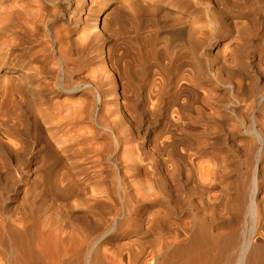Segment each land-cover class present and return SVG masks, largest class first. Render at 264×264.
<instances>
[{"label":"bare ground","instance_id":"obj_1","mask_svg":"<svg viewBox=\"0 0 264 264\" xmlns=\"http://www.w3.org/2000/svg\"><path fill=\"white\" fill-rule=\"evenodd\" d=\"M85 2L0 0V264H264V0Z\"/></svg>","mask_w":264,"mask_h":264},{"label":"rangeland","instance_id":"obj_2","mask_svg":"<svg viewBox=\"0 0 264 264\" xmlns=\"http://www.w3.org/2000/svg\"><path fill=\"white\" fill-rule=\"evenodd\" d=\"M99 1L100 0H86L85 6L83 8V11H81L78 15L86 16V15H88V13L91 10H97L99 8L98 7V2ZM149 1H151V0H149ZM152 3H154V2H152ZM122 5H123V0H109L108 8H107V16H106V20L105 21H106V23L111 24V25L113 23V25H114L113 28L114 29H119V27H120V26L118 27V24H120V22L122 21V17H123V7H122ZM138 10H139V8L137 6H133V7L130 8V11H132V13H134V14H138L139 13ZM132 13L129 15V17H131L132 19H133V17L136 18V16L133 15ZM68 15H71V13H69ZM139 17H140V15H139ZM62 24H63L62 22L58 21L57 26H61ZM66 25L70 26V27H73L72 23L68 24L66 22ZM118 33H120V32L118 31ZM224 41H227V40L224 39ZM1 74H3L2 69H0V75ZM83 74H84V72H81V75H83ZM223 88H224V86H219V88L217 90H214V94L216 96V100H218L220 102L226 101V99L229 97L228 95H226L224 93V89ZM223 135H224V133L221 132L220 130H213L211 133L210 132L209 133L206 132L203 136H205L204 139L207 140L209 143H212L213 145H219V139L218 138L220 136H223ZM217 148H219V147L217 146ZM230 153L232 155L233 154V150H231ZM34 157H36V156L30 155L29 159H32ZM53 163L54 162L50 161V162L46 163L45 165L43 163L33 164L35 166L37 165V167L35 168L34 171H32L29 174V177H31V178L32 177H36V180H37L36 189H39L41 187V184L44 182V180L47 177V172L50 170V165L53 164ZM234 163H236V161ZM22 186H23V184L19 185V189H21ZM78 214H80V213H78Z\"/></svg>","mask_w":264,"mask_h":264}]
</instances>
